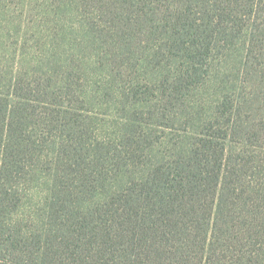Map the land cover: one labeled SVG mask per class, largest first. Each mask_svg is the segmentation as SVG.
Returning a JSON list of instances; mask_svg holds the SVG:
<instances>
[{"label": "trees", "instance_id": "1", "mask_svg": "<svg viewBox=\"0 0 264 264\" xmlns=\"http://www.w3.org/2000/svg\"><path fill=\"white\" fill-rule=\"evenodd\" d=\"M44 3L92 48L0 70V264H264V0Z\"/></svg>", "mask_w": 264, "mask_h": 264}, {"label": "rangeland", "instance_id": "2", "mask_svg": "<svg viewBox=\"0 0 264 264\" xmlns=\"http://www.w3.org/2000/svg\"><path fill=\"white\" fill-rule=\"evenodd\" d=\"M44 1L0 0V70L37 73L51 67L48 64L49 60L53 62L57 58L62 60L68 56L70 58L81 55L86 52V48H92L91 32L77 30L78 26H75L81 21L77 13L65 11L63 12L65 16L64 14L60 16L55 6L51 8L50 4ZM259 36L258 44L251 56L253 54L255 58L259 55L257 64L262 63V66H257V60H253L251 77H247L246 82L241 84L244 90L240 89L257 97V107L253 113L256 118L251 119L250 123L255 120L256 123L259 117L264 119V33ZM253 39L254 36L248 35L240 43L245 42L244 46L248 47ZM80 40L83 44L79 46ZM238 48L232 50L229 56ZM75 64L78 65L80 62ZM90 65L94 66V63ZM202 99L209 103L213 101L208 93H205ZM114 119L115 114L110 110L99 118L103 126L102 131L99 132L102 137L113 136H110L112 129L109 131L106 129L112 125ZM262 150H264V142Z\"/></svg>", "mask_w": 264, "mask_h": 264}]
</instances>
